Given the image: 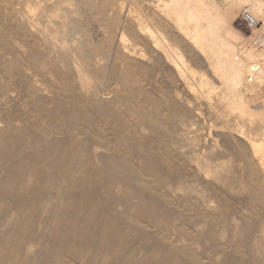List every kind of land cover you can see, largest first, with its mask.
<instances>
[{
  "label": "rangeland",
  "instance_id": "rangeland-1",
  "mask_svg": "<svg viewBox=\"0 0 264 264\" xmlns=\"http://www.w3.org/2000/svg\"><path fill=\"white\" fill-rule=\"evenodd\" d=\"M150 1L0 0V264H264V21Z\"/></svg>",
  "mask_w": 264,
  "mask_h": 264
},
{
  "label": "bare ground",
  "instance_id": "bare-ground-1",
  "mask_svg": "<svg viewBox=\"0 0 264 264\" xmlns=\"http://www.w3.org/2000/svg\"><path fill=\"white\" fill-rule=\"evenodd\" d=\"M152 1V0H151ZM150 1V2H151ZM156 2V1H155ZM203 2H204V0H167V1H165V0H163V3H164V5H162V6H164L165 7V9L167 8V7H169V9L171 10V12H172V10H173V12L174 13H176L177 15H174L175 17H178L179 16V18L181 19V17L183 16V14L184 13H188L189 14V12L191 13V17H193L194 16V14L193 13H195V16H197V18L195 19L194 17V19L195 20H193V21H191V22H194L195 24H194V35L195 36H193V34H192V31H191V33L190 34H192V36L194 37V39L196 40V44H199V43H202L203 44V46L202 47H204V45H206V44H208L207 43V39H205L206 37H205V35L204 34H206L207 33V35L209 34L210 36H213V37H215L214 35H220L221 34V32H223L222 31V27H221V23H229L231 20H233L235 17H236V15L242 10L241 8V4L242 3H240V2H235V1H231V2H229V5L222 11V13H219V11L218 10H216L215 8H213V6H215V5H213V4H211V5H213L212 7L210 6V4H209V6L208 7H206V10L205 9H203ZM212 2V1H211ZM145 3V2H144ZM152 3V2H151ZM153 3H154V1H153ZM158 3H159V1H158ZM193 3H195V5L193 4ZM196 3L198 4V7H195V6H197L196 5ZM156 4V3H155ZM162 4V3H161ZM131 5V4H130ZM151 5V4H150ZM157 5V4H156ZM194 5V6H193ZM200 5V6H199ZM191 6H193V7H195V8H193V10L191 9ZM253 6H255V11L253 12L254 13V18L256 19V21L258 22V21H260L261 19H259V17L260 18H262V20L264 21V7H263V3H261V1L260 0H254V1H252V7ZM125 7V6H124ZM131 7V6H130ZM157 7V6H156ZM155 7V8H156ZM161 7V6H160ZM199 7H200V9H199ZM119 8H121V7H119ZM198 8V9H197ZM122 9V8H121ZM154 9V8H153ZM168 9V8H167ZM166 9V10H167ZM128 10V9H127ZM164 10V9H163ZM220 10V9H219ZM124 11V10H123ZM157 11H160V10H158V8H157ZM169 11V10H168ZM218 11V12H217ZM125 12V11H124ZM164 13H165V11H164ZM198 13V14H197ZM252 13V14H253ZM158 14H159V12H158ZM163 14V13H162ZM161 14V15H162ZM168 14V13H167ZM241 14V13H240ZM129 15V14H128ZM160 15V14H159ZM184 15H186V14H184ZM188 16V15H187ZM186 16V17H187ZM31 17V16H30ZM125 17V16H124ZM174 17V18H175ZM186 17H184V18H186ZM190 19H191V17H190V14H189V16H188ZM137 18V17H136ZM183 18V17H182ZM192 18V19H193ZM121 19H122V17H121ZM143 19V18H142ZM189 19V20H190ZM136 20V19H135ZM144 20H145V18H144ZM182 20V19H181ZM184 20V19H183ZM188 20V19H187ZM143 21V20H142ZM146 21V20H145ZM144 21V22H145ZM177 21H178V18H177ZM185 21H186V19H185ZM262 21V22H263ZM178 22H180V21H178ZM142 23V22H141ZM176 24H177V22H176ZM181 24H182V22H181ZM190 24H193V23H190ZM262 24V23H261ZM145 25H147V26H149V24H148V22H146V24ZM144 25V26H145ZM183 25V24H182ZM186 25V24H185ZM184 25V26H185ZM30 26V25H29ZM36 26V25H35ZM146 26V27H147ZM178 27V26H177ZM185 27H187V25L185 26ZM189 27V26H188ZM179 28V27H178ZM192 29V28H191ZM179 30V29H178ZM184 29L182 28V31H183ZM186 28H185V33H187L188 32V30H187V32H186ZM225 30V29H224ZM144 31V30H143ZM45 32V31H44ZM225 32V31H224ZM261 32V31H260ZM43 33V32H42ZM153 33L154 34H156L158 37H160V40H158L157 42H161V43H163L165 46H167L166 47V49L167 50H169V52L171 53V56L174 58V60H175V62H176V66L178 65L182 70H185L184 69V63L183 62H181L180 60H179V58H177L176 57V54L177 53H174V52H172L171 50H170V47L168 46V43L165 41V39L163 38V36H162V34L157 30V29H153ZM225 34H227L226 32H225ZM225 34H223L222 36H224L225 37ZM229 34V33H228ZM257 34V33H256ZM259 34V33H258ZM151 35V34H150ZM189 35V34H188ZM152 36V35H151ZM157 36H155V37H157ZM191 36V35H190ZM202 36H204V38L203 39H205V40H202ZM233 36V35H232ZM231 36V37H232ZM123 37V36H122ZM153 37V36H152ZM184 37H185V35H184ZM220 37V36H219ZM228 37H230L229 35H228ZM228 37H226L227 39H228ZM218 38V37H217ZM222 39H223V37H221ZM226 38H224L223 40H225ZM233 38V37H232ZM119 39V38H118ZM152 39V38H151ZM186 39V38H185ZM212 39V38H211ZM210 39V40H211ZM215 39H216V37H215ZM226 39V43L228 44V40ZM229 39H231V38H229ZM214 40V38L212 39V41ZM218 40H219V38L218 39H216V40H214V41H216V42H211L210 43V46H212L211 44H213V46H215L216 44H217V42H218ZM236 40V39H235ZM238 40V39H237ZM263 40V39H262ZM228 41V42H227ZM156 42V43H157ZM194 42V41H193ZM193 42H191V43H193ZM199 42V43H198ZM203 42H205V43H203ZM222 41H220V43H221ZM241 42V41H240ZM239 42V43H240ZM123 43V42H122ZM155 43V46L156 45H158V44H156ZM223 43H225V42H223ZM234 43V42H233ZM236 43H237V41H236ZM244 43V42H243ZM64 44V43H63ZM194 44V43H193ZM222 44V43H221ZM261 44V43H260ZM53 45V44H52ZM115 45V44H114ZM123 45V44H122ZM125 45V44H124ZM161 45V44H160ZM164 45H163V47H164ZM121 46V45H120ZM154 46V47H155ZM162 46V45H161ZM198 46V45H197ZM217 46V45H216ZM229 46V45H228ZM238 46V45H237ZM254 46V45H253ZM58 47V46H57ZM123 47V46H122ZM121 47V48H122ZM162 47V48H163ZM201 47V48H202ZM206 47H209V45L207 46L206 45ZM221 47V46H220ZM230 47V46H229ZM159 48V47H158ZM194 48H195V46H194ZM227 48V47H226ZM236 48V47H235ZM238 48V47H237ZM236 48V49H237ZM240 48V47H239ZM238 48V49H239ZM136 49H137V47H136ZM135 49V50H136ZM173 49V48H172ZM196 49V48H195ZM203 49V48H202ZM205 49V48H204ZM219 49V48H218ZM244 49H246V48H244ZM243 49V50H244ZM123 50V49H122ZM158 50V49H157ZM162 50V49H161ZM165 50V49H164ZM227 50V49H226ZM240 50V49H239ZM250 50H252V49H250ZM249 50V51H250ZM253 50H254V48H253ZM258 50H259V48H258ZM124 51V50H123ZM202 51V50H201ZM214 51V50H213ZM220 51V50H219ZM233 51V50H232ZM245 51V50H244ZM165 52V51H164ZM163 52V53H164ZM169 52H167L166 51V53H169ZM215 52V51H214ZM221 52V51H220ZM246 52V51H245ZM248 52V51H247ZM246 52V53H247ZM201 53V52H200ZM252 53V52H251ZM131 54V53H130ZM204 54V53H203ZM210 54V53H209ZM213 54V53H212ZM215 54V53H214ZM237 54V53H236ZM245 54V53H244ZM253 54V53H252ZM259 54H261V51L259 52ZM216 55V54H215ZM223 55V54H222ZM228 55H229V53H228ZM237 55H239V54H237ZM237 55H235V56H237ZM262 55V54H261ZM166 56V55H165ZM178 56V55H177ZM226 56V55H225ZM229 56H231L232 57V55H229ZM228 56V57H229ZM234 56V57H235ZM246 56H248V54L246 55ZM250 56V55H249ZM253 56V55H252ZM263 56V55H262ZM139 57V56H138ZM144 57V56H143ZM167 57H170V56H168L167 55ZM171 57V58H172ZM209 57H211V56H209ZM219 57H221V56H219ZM227 57V56H226ZM233 57V58H234ZM237 57H239V56H237ZM166 58V57H165ZM206 58V57H205ZM212 58V57H211ZM211 58L209 59V60H211ZM214 58V57H213ZM222 58H224V57H222ZM232 58V59H233ZM169 59V58H168ZM208 59V58H207ZM215 59H216V57H215ZM219 59V58H218ZM245 59V58H244ZM254 59V58H253ZM258 59V58H257ZM173 60V59H172ZM173 60V61H174ZM206 60V59H205ZM213 60V59H212ZM221 60H223V59H221ZM228 60V59H227ZM237 60V59H236ZM263 60V59H262ZM169 62L171 61V59L170 60H168ZM218 61V60H217ZM224 61V60H223ZM240 61H241V59L239 60V63H240ZM254 61H255V59H254ZM211 62V61H210ZM216 62V61H215ZM226 62V61H225ZM228 62V61H227ZM230 62H231V60H230ZM238 62V61H237ZM264 62V61H263ZM233 61H232V64H229L230 66L231 65H233ZM246 63V62H245ZM245 63H244V65H245ZM253 63V62H252ZM207 64H208V62H207ZM213 64V63H212ZM216 64H218V63H216ZM215 64V65H216ZM220 64V63H219ZM218 64V65H219ZM241 64V63H240ZM256 64V63H255ZM251 64V62L248 64L249 66L248 67H246V65H245V67H243V71H241L240 69H238L241 73H242V75H238L237 73L235 74V72H234V76L232 77L233 79H235V80H231L232 82H234V84L233 85H235V83H236V85L238 84H241V85H244L245 84V81L247 82V80L248 81H250V82H252V79L254 80V81H256V82H258V81H260L261 79H262V75H261V72H263V71H261L262 69H260L259 71H258V69H259V67H257V65L259 64ZM262 64V63H261ZM172 65V64H171ZM218 65H216L217 67H218ZM226 65H228V64H226ZM238 65V64H237ZM243 65V60H242V66H244ZM263 65V64H262ZM213 66H214V64H213ZM220 66V65H219ZM259 66V65H258ZM178 67V68H179ZM229 67V66H228ZM234 67H236L235 65H234ZM238 67V66H237ZM177 68V67H176ZM220 68V67H219ZM260 68H261V66H260ZM262 68H263V66H262ZM210 69V68H209ZM218 69V68H217ZM221 69V68H220ZM226 69H228V68H226ZM181 70V71H182ZM180 71V72H181ZM216 71V70H215ZM217 71H219V70H217ZM216 71V72H217ZM232 72L231 73H233V70H231ZM182 73V72H181ZM240 73V74H241ZM225 74V73H224ZM183 75V74H182ZM181 75V76H182ZM215 74H213V76H214ZM185 76H186V74H185ZM227 76H228V74H227ZM236 77V78H235ZM260 77H261V79H260ZM183 78V77H182ZM189 78V77H188ZM264 78V77H263ZM260 79V80H259ZM230 81V82H231ZM253 81V82H254ZM262 81V80H261ZM263 82V81H262ZM204 83V82H203ZM255 83V82H254ZM260 84V83H259ZM262 84V83H261ZM221 85V84H220ZM247 85H248V83H247ZM192 86H193V84H192ZM249 86V85H248ZM258 86V85H257ZM260 86V85H259ZM187 87H189V85L187 86ZM186 88V87H185ZM191 88V87H190ZM219 88V87H218ZM241 88V87H240ZM250 88V87H249ZM213 89V88H212ZM192 90V89H191ZM194 90H195V87H194ZM194 90H192L193 92H194ZM246 90V89H245ZM255 90V89H254ZM198 91V90H197ZM238 91H240V90H238ZM248 92H249V90H247ZM234 92V91H233ZM254 92V91H253ZM198 93V92H197ZM211 93V92H210ZM213 93V92H212ZM211 93V94H212ZM216 93V92H215ZM241 93V92H240ZM195 94H196V92H195ZM244 94H246V93H244ZM249 94V93H248ZM247 94V95H248ZM256 94V93H255ZM221 95V94H220ZM229 95V94H228ZM257 95V94H256ZM259 95V94H258ZM261 95V94H260ZM211 96V95H210ZM207 97V96H206ZM218 97V96H217ZM250 97V96H249ZM255 97V96H254ZM257 97V96H256ZM264 97V96H263ZM221 98V97H220ZM225 98V97H224ZM224 98H223V100H224ZM237 99V98H236ZM242 99V98H241ZM264 99V98H263ZM226 100V99H225ZM252 100H254V99H252ZM200 101V100H199ZM209 101V100H208ZM238 101V100H237ZM240 101V100H239ZM262 101V100H261ZM210 102V101H209ZM233 102H235L234 100H233ZM244 102V101H243ZM242 102V103H243ZM249 102V101H248ZM251 102V101H250ZM249 102V103H250ZM260 102V101H259ZM244 103H246V102H244ZM243 103V105H245ZM248 104V103H247ZM237 105V104H236ZM250 105V104H249ZM249 105H246V107L248 106V108H249ZM237 106H239V105H237ZM256 106V105H255ZM235 107V106H234ZM233 107V108H234ZM209 108V107H208ZM236 109H237V107H236ZM246 110V109H245ZM252 110V109H251ZM237 111H238V109H237ZM240 111H242V110H240ZM251 112V111H250ZM253 112V111H252ZM237 113V112H236ZM243 113V112H242ZM244 113H245V111H244ZM246 114V113H245ZM248 114V113H247ZM252 115V114H251ZM251 115H249V116H251ZM260 115V114H259ZM242 116V115H241ZM246 116H248V115H246ZM261 116V115H260ZM244 117H245V115H244ZM238 118V117H237ZM241 118H243V116L241 117ZM257 118V117H256ZM259 118V117H258ZM253 119V118H252ZM251 119V120H252ZM247 120V119H246ZM242 121H243V119L241 120V123H242ZM252 122V121H251ZM246 123V122H245ZM253 123V122H252ZM244 124V123H243ZM247 124V123H246ZM189 125V124H188ZM241 125V124H240ZM194 126V125H193ZM223 126V125H222ZM242 126V125H241ZM240 126V127H241ZM224 127V126H223ZM223 127H221V128H223ZM228 128V127H227ZM243 128H244V126H243ZM182 130H184V129H182ZM232 131V130H231ZM241 131V130H240ZM228 132V131H227ZM230 133V132H229ZM236 133V132H235ZM240 133V132H239ZM242 133V132H241ZM250 133V132H249ZM237 135H238V133H237ZM249 135V134H248ZM247 135V139H248V141L249 142H253V141H259L260 143H262V145H264V134L263 135H261V137H259V138H252V137H250V135L248 136ZM182 136V135H181ZM186 136V135H185ZM236 139V138H235ZM244 139V138H243ZM246 139V138H245ZM255 143V142H254ZM238 144V143H237ZM242 144V143H241ZM245 145V144H244ZM240 146V145H239ZM245 146H247V145H245ZM244 147V146H243ZM259 147V146H258ZM242 148V147H241ZM245 148V147H244ZM244 148H242V149H244ZM264 147H262V149H263ZM247 149V148H246ZM256 149V148H255ZM259 157V156H258ZM257 158V157H256ZM240 160H241V158H240ZM261 162H263V160L261 161ZM261 165V164H260ZM263 167V166H262ZM206 169V168H205ZM263 169V168H262ZM206 173H207V171H206ZM205 173V174H206ZM209 173V172H208ZM210 174V173H209ZM59 203V202H58ZM167 250V249H166ZM187 255V254H186Z\"/></svg>",
  "mask_w": 264,
  "mask_h": 264
},
{
  "label": "built area",
  "instance_id": "built-area-1",
  "mask_svg": "<svg viewBox=\"0 0 264 264\" xmlns=\"http://www.w3.org/2000/svg\"><path fill=\"white\" fill-rule=\"evenodd\" d=\"M242 21L249 27H255L257 25V21L251 13L250 7H244L241 12Z\"/></svg>",
  "mask_w": 264,
  "mask_h": 264
}]
</instances>
